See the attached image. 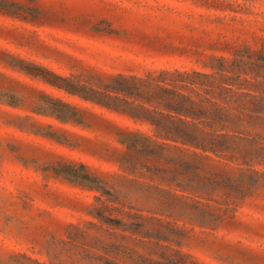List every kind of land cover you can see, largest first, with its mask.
Listing matches in <instances>:
<instances>
[{
  "label": "rangeland",
  "instance_id": "rangeland-1",
  "mask_svg": "<svg viewBox=\"0 0 264 264\" xmlns=\"http://www.w3.org/2000/svg\"><path fill=\"white\" fill-rule=\"evenodd\" d=\"M262 48L264 0H0V264H264ZM223 62L245 111L220 148L166 147L135 172L120 133L149 121L43 68L103 89L119 73Z\"/></svg>",
  "mask_w": 264,
  "mask_h": 264
},
{
  "label": "trees",
  "instance_id": "trees-1",
  "mask_svg": "<svg viewBox=\"0 0 264 264\" xmlns=\"http://www.w3.org/2000/svg\"><path fill=\"white\" fill-rule=\"evenodd\" d=\"M256 57L264 59V48ZM212 66L216 67L215 72L161 68L145 75L119 73L113 75L103 89L76 84L70 77L61 76L47 67L43 68L68 81L65 84L49 82L70 94L116 111L128 112L135 119L149 121V131L138 128L120 133L119 141L125 145L126 154L130 155L126 159L129 163L125 167L135 172L143 168L151 170L147 164L136 160V157L161 156L166 147L190 149L193 153L199 148L202 151L220 148L222 142L217 136L227 133L220 130L234 128L236 110L244 112L245 105L234 106L238 99L233 84L240 77V73H229L231 69L224 62ZM200 77L205 81H200ZM198 86H201L203 92L198 90ZM184 89H188L189 93ZM193 93L200 98H195ZM45 96L54 103L49 112L65 121L78 120L79 111L76 105L47 94ZM55 104L60 108L55 107ZM36 110L47 112L45 109ZM80 166L86 167L84 163ZM58 172L74 180H82L91 175L88 172L84 176L67 169ZM90 186L100 188L98 185ZM94 214L103 218L99 211Z\"/></svg>",
  "mask_w": 264,
  "mask_h": 264
}]
</instances>
